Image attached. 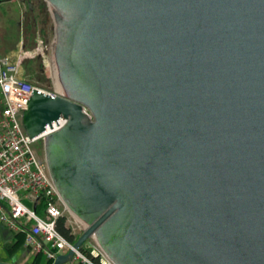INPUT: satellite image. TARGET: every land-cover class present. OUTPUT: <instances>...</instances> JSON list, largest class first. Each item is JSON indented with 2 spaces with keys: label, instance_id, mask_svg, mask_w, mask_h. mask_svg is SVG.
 <instances>
[{
  "label": "water",
  "instance_id": "obj_1",
  "mask_svg": "<svg viewBox=\"0 0 264 264\" xmlns=\"http://www.w3.org/2000/svg\"><path fill=\"white\" fill-rule=\"evenodd\" d=\"M63 94L23 112L113 264H264V0H45ZM74 252L54 264H73Z\"/></svg>",
  "mask_w": 264,
  "mask_h": 264
},
{
  "label": "built area",
  "instance_id": "obj_2",
  "mask_svg": "<svg viewBox=\"0 0 264 264\" xmlns=\"http://www.w3.org/2000/svg\"><path fill=\"white\" fill-rule=\"evenodd\" d=\"M35 42V54L39 55L43 36L39 34ZM28 54L29 51L21 50L13 58L0 52V223L23 234L25 244L33 252L42 253L49 259L55 260L57 256L73 251L74 262L113 264L95 239L96 245L87 251L99 263L86 255L84 249L76 250L75 244L58 230L59 221L67 218L69 210L36 144L61 129L65 120L61 119L59 126L52 123L53 129L47 126L41 137L30 139L23 127L22 116L35 89L52 96L61 94L34 86L23 77L22 65ZM66 224H69L68 218Z\"/></svg>",
  "mask_w": 264,
  "mask_h": 264
},
{
  "label": "rangeland",
  "instance_id": "obj_3",
  "mask_svg": "<svg viewBox=\"0 0 264 264\" xmlns=\"http://www.w3.org/2000/svg\"><path fill=\"white\" fill-rule=\"evenodd\" d=\"M21 0H15L14 2H10V0L0 6V52L1 54L11 55L13 53V47L17 49V52L20 53L21 50L26 52L25 45L22 41L24 39V31L23 27L26 23V19L28 18V14L26 13V6L20 2ZM30 5L32 8L37 10L39 13V26L40 29L44 32L43 33V44H42V53L35 54L36 47L29 51L27 59L24 61L29 62L32 59L38 61V63H43L44 68L40 72V77H37V82L39 88L49 91V92H57L61 95L63 94L62 87L58 81V78L55 74L52 57L49 48V42L47 37V31L45 26V11H46V1L45 0H30ZM40 9V10H39ZM4 29L5 39L7 41V47L4 50L2 40H1V30ZM17 45V46H16ZM17 47V48H16ZM24 64L22 66H24ZM52 66V67H51ZM24 74L23 67H22V75ZM24 76V75H23ZM36 148L39 151L41 157L45 159L44 153V142H39L36 144ZM30 206V203H27ZM67 218L69 220V226L73 228L75 233L79 236L83 234L85 231V226L80 222V220L69 211L66 212ZM89 246L86 247V246ZM93 245H96L95 240L92 238L88 242L85 243L82 249H92Z\"/></svg>",
  "mask_w": 264,
  "mask_h": 264
},
{
  "label": "trees",
  "instance_id": "obj_4",
  "mask_svg": "<svg viewBox=\"0 0 264 264\" xmlns=\"http://www.w3.org/2000/svg\"><path fill=\"white\" fill-rule=\"evenodd\" d=\"M8 2L9 0H0L1 2ZM23 5L26 6V13L28 14V18L26 19V23L23 27L24 31V39L23 43L25 45L26 51H32L36 46V38L40 34L43 36V31L40 29L39 26V13H37V10L32 8L30 5V0H21ZM40 10V9H39ZM5 41V40H4ZM7 43V41H6ZM17 46V45H16ZM15 47V46H14ZM6 55V54H5ZM44 64L38 63L37 60L32 59L29 62H26L23 66L24 71V78L32 85L38 86L37 77H40V72L43 70ZM39 87V86H38ZM37 212H39V208L37 207ZM67 218H62L58 223V230L59 232L67 238L69 241H71L73 244H76L80 236L75 233L73 228L66 224ZM86 255H88L94 262L99 263L98 259H95L91 257L90 252L87 250H83ZM42 253H38L37 257H42ZM55 260L49 259L45 256V264H54ZM73 264H82L80 262H73Z\"/></svg>",
  "mask_w": 264,
  "mask_h": 264
},
{
  "label": "crops",
  "instance_id": "obj_5",
  "mask_svg": "<svg viewBox=\"0 0 264 264\" xmlns=\"http://www.w3.org/2000/svg\"><path fill=\"white\" fill-rule=\"evenodd\" d=\"M15 0H10L14 2ZM7 2V1H6ZM6 2H1L2 6ZM4 29L1 30L3 49L7 47ZM5 40V41H4ZM17 48V47H16ZM13 53L9 56L16 58L19 52L13 47ZM86 247L89 248L87 245ZM0 264H45V255L38 258L26 244L24 235L11 231L4 224L0 223Z\"/></svg>",
  "mask_w": 264,
  "mask_h": 264
},
{
  "label": "bare ground",
  "instance_id": "obj_6",
  "mask_svg": "<svg viewBox=\"0 0 264 264\" xmlns=\"http://www.w3.org/2000/svg\"><path fill=\"white\" fill-rule=\"evenodd\" d=\"M52 67V66H51ZM58 81H59V79H58ZM60 83V82H59ZM60 86H61V84H60Z\"/></svg>",
  "mask_w": 264,
  "mask_h": 264
}]
</instances>
